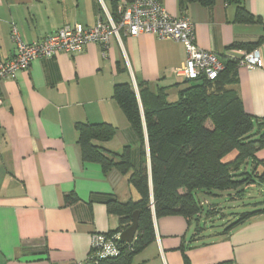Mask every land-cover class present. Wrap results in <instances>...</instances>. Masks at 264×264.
Segmentation results:
<instances>
[{
    "label": "crops",
    "instance_id": "crops-1",
    "mask_svg": "<svg viewBox=\"0 0 264 264\" xmlns=\"http://www.w3.org/2000/svg\"><path fill=\"white\" fill-rule=\"evenodd\" d=\"M126 0H119L118 6ZM174 17L186 16L195 25L197 44L228 61L237 62L238 92L249 115L264 119V69L241 65L246 49L264 36V0H243L260 21L236 22L237 6L215 0L212 8L195 0H162ZM113 0H0V60L14 55L11 25L31 44L66 25L96 26ZM261 50L264 57V45ZM187 60L185 47L154 35L129 36L122 31L104 46L91 43L75 54L36 60L28 71L0 83V264H77L92 250L95 233L116 231L119 216L110 212L109 199L128 202L136 197L129 175L105 172L97 163H84L78 144V123H109L116 128L105 148H129L135 168L142 148L127 116L113 99L117 83L144 82L174 87L184 78L174 73ZM237 157L234 152L227 157ZM264 172V149L257 155ZM263 184L203 197L202 212L193 220L181 215L154 217L155 240L133 256L131 264H264ZM254 191L259 195H254ZM74 196L75 203H67ZM254 200V201H252ZM249 219L226 230L243 213ZM85 264H93L85 262Z\"/></svg>",
    "mask_w": 264,
    "mask_h": 264
},
{
    "label": "trees",
    "instance_id": "trees-1",
    "mask_svg": "<svg viewBox=\"0 0 264 264\" xmlns=\"http://www.w3.org/2000/svg\"><path fill=\"white\" fill-rule=\"evenodd\" d=\"M212 8L215 0H195ZM237 6L236 22L253 24L260 20L250 14L243 0H225ZM119 0H113L117 16ZM186 0H181L185 7ZM264 45V36L256 44L233 47L254 51ZM225 70L214 81L205 77L185 79L174 87L185 85L173 101L168 88L155 91L149 82L117 83L113 99L127 116L142 148L141 161L135 168L127 147L122 152L105 148L116 128L109 123H78V144L84 163H97L105 172L117 169L129 175L136 197L128 202L109 199L110 212L119 216V228L106 236H117L132 224L140 212L139 228L133 243L115 239L119 254L101 259V264H131L134 255L143 251L156 238L154 217L181 215L193 220L202 212L203 197H218L236 192L243 196L253 184L264 185V172L257 167L247 172L248 165L257 166V153L264 149V119L249 115L237 91V62L222 60ZM237 157L227 161V157ZM257 163V165L255 164ZM264 192V187H263ZM75 203L74 196H66ZM241 214L235 227L254 215ZM100 234V233H99ZM186 264H190L186 259Z\"/></svg>",
    "mask_w": 264,
    "mask_h": 264
},
{
    "label": "built area",
    "instance_id": "built-area-1",
    "mask_svg": "<svg viewBox=\"0 0 264 264\" xmlns=\"http://www.w3.org/2000/svg\"><path fill=\"white\" fill-rule=\"evenodd\" d=\"M103 11L104 16L97 19L94 27L66 25L31 44L22 40L18 27L12 24L10 39L14 45V55L8 60H0V83L16 77L21 71H28L38 59H52L59 54H75L91 43L107 46L114 37L120 38L122 31L129 36L150 34L182 44L187 52V60L181 67L174 69L178 77L189 80L205 77L214 81L225 70L220 56L197 44L194 23L184 15L171 16L164 8L162 0H126L118 6L117 16L107 12L104 4ZM239 63L251 69H264V57L260 49L245 52ZM134 88L138 90L137 84H134ZM2 105L3 97L0 94V106ZM120 235L112 238L95 233L92 250L86 261L101 264V259L117 256L119 251L114 241L120 239Z\"/></svg>",
    "mask_w": 264,
    "mask_h": 264
},
{
    "label": "water",
    "instance_id": "water-1",
    "mask_svg": "<svg viewBox=\"0 0 264 264\" xmlns=\"http://www.w3.org/2000/svg\"><path fill=\"white\" fill-rule=\"evenodd\" d=\"M140 212L136 211L132 217V224L121 233L120 240L125 243H133L139 228Z\"/></svg>",
    "mask_w": 264,
    "mask_h": 264
},
{
    "label": "rangeland",
    "instance_id": "rangeland-1",
    "mask_svg": "<svg viewBox=\"0 0 264 264\" xmlns=\"http://www.w3.org/2000/svg\"><path fill=\"white\" fill-rule=\"evenodd\" d=\"M171 97L173 98V99H171L173 101H175L178 98V97L173 96V95H171ZM254 195L258 196L259 195V192L254 191ZM257 199H259V200H262L263 199V204H260V206H262V205L264 206V192H262V196L261 197H257ZM252 201H254V200H252Z\"/></svg>",
    "mask_w": 264,
    "mask_h": 264
},
{
    "label": "clouds",
    "instance_id": "clouds-1",
    "mask_svg": "<svg viewBox=\"0 0 264 264\" xmlns=\"http://www.w3.org/2000/svg\"><path fill=\"white\" fill-rule=\"evenodd\" d=\"M121 236V235H120Z\"/></svg>",
    "mask_w": 264,
    "mask_h": 264
}]
</instances>
